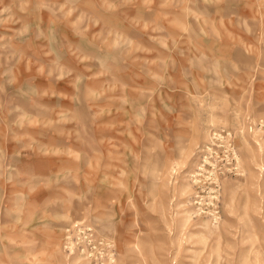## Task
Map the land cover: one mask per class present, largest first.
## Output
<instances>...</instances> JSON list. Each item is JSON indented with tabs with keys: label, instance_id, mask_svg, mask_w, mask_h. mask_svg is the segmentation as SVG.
Instances as JSON below:
<instances>
[{
	"label": "rangeland",
	"instance_id": "rangeland-1",
	"mask_svg": "<svg viewBox=\"0 0 264 264\" xmlns=\"http://www.w3.org/2000/svg\"><path fill=\"white\" fill-rule=\"evenodd\" d=\"M0 264H264V0H0Z\"/></svg>",
	"mask_w": 264,
	"mask_h": 264
}]
</instances>
